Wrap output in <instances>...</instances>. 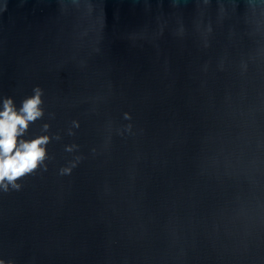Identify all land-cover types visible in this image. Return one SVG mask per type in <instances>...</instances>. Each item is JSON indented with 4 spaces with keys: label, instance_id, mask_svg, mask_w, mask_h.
<instances>
[{
    "label": "water",
    "instance_id": "water-1",
    "mask_svg": "<svg viewBox=\"0 0 264 264\" xmlns=\"http://www.w3.org/2000/svg\"><path fill=\"white\" fill-rule=\"evenodd\" d=\"M89 3L0 0V100L39 86L25 139L61 137L0 192V261L264 264V2Z\"/></svg>",
    "mask_w": 264,
    "mask_h": 264
},
{
    "label": "clouds",
    "instance_id": "clouds-1",
    "mask_svg": "<svg viewBox=\"0 0 264 264\" xmlns=\"http://www.w3.org/2000/svg\"><path fill=\"white\" fill-rule=\"evenodd\" d=\"M88 4L89 0H69L73 6H79L81 3ZM264 2V0H261ZM32 95L24 98L20 106L17 107L11 97H4L0 100V192L8 193L9 191H20L24 178L33 175L43 168L47 171L48 159L47 146L52 139L60 140L61 137L49 135H40L32 139H25L30 125L34 124L44 116L43 89L39 86L32 89ZM126 119L130 116L125 114ZM78 121H72V128H79ZM131 126H129L130 129ZM42 131L47 133L49 125L44 124ZM68 135H75L69 129ZM78 148L77 145L65 146V151L72 153ZM94 151V150H93ZM77 156L68 166L59 170L61 176H69L81 161ZM3 264V261H0Z\"/></svg>",
    "mask_w": 264,
    "mask_h": 264
}]
</instances>
